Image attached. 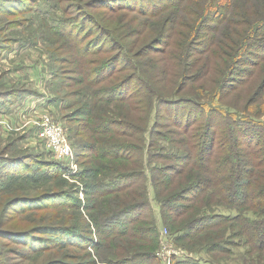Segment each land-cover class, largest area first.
Listing matches in <instances>:
<instances>
[{"label":"trees","instance_id":"trees-1","mask_svg":"<svg viewBox=\"0 0 264 264\" xmlns=\"http://www.w3.org/2000/svg\"><path fill=\"white\" fill-rule=\"evenodd\" d=\"M77 9L83 28L88 20L97 22L95 11L112 15L108 29L100 24L101 34L94 39L89 35L93 29L86 31L82 43L74 40L68 55L59 57L70 65L65 69L75 86L66 94L74 99L66 114L72 125L88 130L87 144L75 153L80 170L72 175L85 182L80 190L85 201L63 189L0 195V264L49 253L55 258L46 264H102L95 256L101 257L105 246L114 255L104 257V264H162L156 255L161 236L146 190L150 184L160 194L176 243L205 244L215 259L245 245V264H264V121L259 119L264 116V0H91ZM121 9L145 17L148 27L127 16L119 20ZM183 22L186 29L175 33ZM73 23L64 18L54 28L80 38L83 28L78 31ZM138 24L151 30L152 37L142 44L144 30L133 27ZM109 37L114 38L111 48L120 47L114 55L105 53ZM64 44L53 52L55 63ZM220 45L231 71L227 77L220 72L218 84L214 73L208 79L199 71L204 59L200 66L199 61ZM132 55L147 58L146 77ZM155 71L165 95L178 85V93L187 91L184 97L157 95ZM245 89L249 93L242 102ZM19 94L0 92V102L13 103ZM143 94L142 107L132 105ZM92 99L95 107L104 106V121H95ZM185 102L191 108L182 110ZM89 150L96 155L84 169ZM35 155L0 153V194L26 181L44 180V186L68 181L64 161ZM207 165H216L221 181L211 178ZM149 169L164 178L156 180ZM219 207L236 213L216 211ZM173 264L209 263L177 254Z\"/></svg>","mask_w":264,"mask_h":264},{"label":"rangeland","instance_id":"rangeland-1","mask_svg":"<svg viewBox=\"0 0 264 264\" xmlns=\"http://www.w3.org/2000/svg\"><path fill=\"white\" fill-rule=\"evenodd\" d=\"M88 1L91 0H0V92L15 91L20 93L18 96H15L16 99L13 103L8 101L0 102V153L5 151L9 156H18L27 153L33 155L36 154V159H43L42 156H37V154H44L47 155L49 159L53 160L54 155L50 153L43 142L39 140L38 127L33 122L39 120L44 114H49L55 122L64 127L68 139L70 138L69 141L74 155L76 151L81 148V145L87 144V141L84 138L87 137L86 135L88 134L87 126L82 124H78L77 126H74V124L72 125L68 119L69 114H66L67 111L70 113L71 108H69V105L70 102H72L71 100H74L73 98H70V96L66 98V94L73 91L75 86L72 78H69L71 76L65 69V67H69L70 65L67 62L60 61L59 57L65 55V53L68 55V48H73L72 42L74 40L78 39V41L82 43L81 37L86 31L93 29L89 35L94 39L101 34V31L98 29L100 24H104L107 29L110 26L108 24V19L112 16L110 15V12L95 11L94 13L96 14L97 22L92 24L88 20L85 23L84 28L82 27L83 19H78L79 14L77 13V7ZM23 2H26V8H22L24 7ZM19 7L22 9L19 10ZM135 15L134 12H126L125 9H121L118 19L120 20L122 16H127L129 19L133 20V23L139 20V22L144 23L147 28L149 20L140 15L135 17ZM64 18L73 20V24H76L77 26L76 30L79 31V29L83 28L82 33L80 32L79 34L80 38L76 37V35H69L67 32L57 31V28H54L55 25ZM133 27L138 30L143 29L139 24L138 26ZM174 29L176 33L178 30L181 31L182 29H186V25L181 24L179 26V24H177ZM48 30L50 33L47 35ZM143 30L144 33L141 35L140 44L152 37L150 34L151 30ZM70 37L72 40L67 44ZM114 37H116L115 33ZM113 39V37H109V40H106V43L104 44V48L106 47L110 49L105 52L107 55H114V53L120 49V47L111 48L112 44L110 42ZM133 39L134 38H131L127 41H134ZM48 40H52L55 43L54 47L48 46ZM64 41H66V44H64L66 47L64 51L57 52L56 55L58 57V62L55 63L53 60V52L57 50L60 42L62 43ZM135 44H137V41H135ZM222 53V45L218 47L214 46V48H212V54L209 55L208 51V53L205 54L206 58H203L204 55L199 61L200 66L201 61L204 59L202 61L203 66H200L199 71L202 69L201 73L203 72L205 76L208 75V79H210L209 74L214 73L217 80L213 82L218 84L220 80V72L222 76L227 77L228 71H231V64L230 66L227 65V61L224 59ZM132 56L136 61L143 65V75L145 76L147 70L144 67V63L148 61L147 58L139 57L140 55ZM69 57L73 60V56ZM122 57H125V55H122ZM54 58L56 59L55 56ZM123 64L124 63L119 64L118 67H121ZM157 75H159V72L155 71L153 74V86L157 95L169 98L171 97L169 96L170 94L184 97L183 94L187 93V91H181V88V94L180 92L178 93L177 85L175 89L165 95L166 88L160 82ZM65 83L70 86H66ZM250 84L253 85L254 82H251ZM28 90L33 91V93L24 94L26 93L25 91ZM248 93L249 90L245 89L241 95L242 102L245 101L244 96ZM80 99L84 101L83 98ZM139 99L140 100H133L132 105L142 107L140 103L145 100L144 94ZM88 102H90V105L94 109L95 121H104V106L100 105L95 107L94 99L88 100ZM215 103L219 104L220 102L219 100H216ZM235 105L240 107V104ZM67 106L68 108H66ZM189 108H191L190 103H183L182 110ZM119 115L120 112H115V116ZM259 119L264 121V116H260ZM149 126H151V124ZM240 127L244 128L246 125L242 123L240 124ZM67 129H70V131ZM146 134L148 140V132ZM189 144L192 146L194 145V142L189 140ZM95 155L94 150H89L88 155L83 157L85 163L83 165L81 164V167L84 169L90 167L91 160ZM74 161L78 162V159L75 158ZM96 163H98V161H96ZM204 168L210 173V176L214 181H221L219 179L220 176L219 178L216 176V165H207ZM151 169H149V173L155 175V177H157L156 180H160V172L158 173L157 171H154L152 173V171H150ZM224 175L227 176V173L225 172ZM161 176L164 178L163 175ZM4 182L5 180H2L1 184ZM43 182L44 180L39 179L26 181L25 183H21V185H19V183L17 184L19 185L18 187L0 195H6L9 198L13 192L21 195H39L40 193H43V191L50 190L51 192L63 189L64 191H74L76 197H80L82 201H85L84 193H80L82 185L84 186L85 183L81 178H70L67 182L61 183L60 186H49L50 184L44 186V184L41 185ZM146 190L152 206L153 215L151 216L153 217V222L158 227L161 236L160 245L156 251V255L162 261V264H173V258L177 254L179 256L183 255L201 258L209 264H245V252L247 250L245 245L235 249V252L230 255L218 254L219 258L215 259L214 257L217 256L208 252L206 250L208 247L205 244L202 245L196 241H189V245L187 246L176 243L173 237H170L168 223L166 222V214L162 211V207L164 206L162 205V199L160 198L159 192L155 191L154 188L151 187V184ZM99 203L103 205L104 201L100 200ZM219 210L226 214L236 213L235 209H220L219 207L216 211ZM83 212L89 220L88 212ZM51 218L55 220L54 215L51 216ZM92 238L97 239L95 235H93ZM123 247L126 248L128 246L123 244ZM110 249V247L105 246L101 251V257L96 254V261L103 262L102 264H104V257L112 259L114 253L111 252ZM53 258H55L54 253H49L39 255L35 258L25 259L23 261L18 260L17 263L46 264Z\"/></svg>","mask_w":264,"mask_h":264},{"label":"built area","instance_id":"built-area-1","mask_svg":"<svg viewBox=\"0 0 264 264\" xmlns=\"http://www.w3.org/2000/svg\"><path fill=\"white\" fill-rule=\"evenodd\" d=\"M38 127L39 140L54 155V158L64 161L70 168L65 177L70 179L80 170V165L75 162V155L71 143L63 126L55 122L49 114H44L39 120L33 121Z\"/></svg>","mask_w":264,"mask_h":264}]
</instances>
